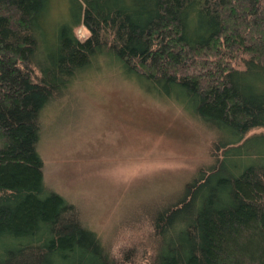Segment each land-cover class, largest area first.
<instances>
[{
    "label": "trees",
    "instance_id": "16d2710c",
    "mask_svg": "<svg viewBox=\"0 0 264 264\" xmlns=\"http://www.w3.org/2000/svg\"><path fill=\"white\" fill-rule=\"evenodd\" d=\"M64 3L0 0V264H264V0ZM103 65L206 136V162L126 207L143 240L116 252L46 184L37 149L43 111Z\"/></svg>",
    "mask_w": 264,
    "mask_h": 264
},
{
    "label": "rangeland",
    "instance_id": "374dc122",
    "mask_svg": "<svg viewBox=\"0 0 264 264\" xmlns=\"http://www.w3.org/2000/svg\"><path fill=\"white\" fill-rule=\"evenodd\" d=\"M76 33L88 35L82 26ZM70 93L43 111L44 179L104 242L113 237L116 252L143 240L120 224L126 207L175 189L206 162V136L182 103L110 65L81 74Z\"/></svg>",
    "mask_w": 264,
    "mask_h": 264
}]
</instances>
